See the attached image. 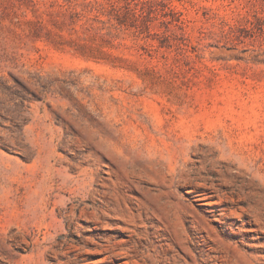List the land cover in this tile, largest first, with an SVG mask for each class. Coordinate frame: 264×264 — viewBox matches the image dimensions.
<instances>
[{
	"label": "rangeland",
	"instance_id": "1",
	"mask_svg": "<svg viewBox=\"0 0 264 264\" xmlns=\"http://www.w3.org/2000/svg\"><path fill=\"white\" fill-rule=\"evenodd\" d=\"M0 264H264V0H0Z\"/></svg>",
	"mask_w": 264,
	"mask_h": 264
}]
</instances>
